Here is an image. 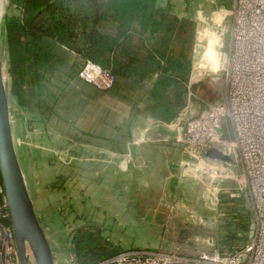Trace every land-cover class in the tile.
Wrapping results in <instances>:
<instances>
[{
	"label": "rangeland",
	"instance_id": "374dc122",
	"mask_svg": "<svg viewBox=\"0 0 264 264\" xmlns=\"http://www.w3.org/2000/svg\"><path fill=\"white\" fill-rule=\"evenodd\" d=\"M158 1V7L195 24L194 37L188 48L192 69L185 83V105L174 109L173 115L165 113L166 117L172 116L167 123L169 126L175 124L186 107L192 111V115L179 125L180 129L189 118L205 111L210 106L207 102L224 97L225 73L221 67L226 64L224 54L227 57L230 54V12L234 0ZM199 11H203L205 22L198 19ZM20 14V7L8 0L7 18ZM220 41L225 45L223 50L220 48L221 52ZM84 63L72 53L65 66L48 74L41 112L38 111L39 115L24 112L21 123V117L16 115L17 96L9 47L4 57L3 72L11 122L13 117L15 125V144L24 155V171L34 198L43 205L39 222L58 264H79L74 252L75 239L87 230L94 234V246L107 248L111 253L109 259L119 251L171 252L198 259L202 255L222 256L241 250L249 241L255 218L247 191H238L242 187L239 160L227 163L202 157L201 161H195L173 138L175 135L167 133L166 126L165 134L173 139L141 142L143 112L148 109L153 112V104L149 105L142 98L144 89L137 87L138 92L137 88L133 91L125 87L128 79L123 78H119L122 84L119 89L113 87L96 95L76 88L81 82L78 77ZM193 74L195 80L203 77L193 86L195 88L190 89ZM27 79L30 82L31 75ZM190 94L195 95V98L192 96L195 100L190 101ZM131 97L138 101L134 108H131ZM86 106L89 111L84 112ZM61 111L66 113L65 119H61ZM130 113H134L133 125ZM53 114L60 121H66V132L69 133L61 139L56 135L52 138V133L48 134L51 138L46 139L45 134L46 138H41L40 131L44 133L46 128L55 134L50 124ZM99 118L102 132L87 137L88 133L83 132L82 127H93L94 120L98 125ZM29 123L34 124L36 132H30ZM224 141V145L216 148L229 156L230 149L234 151L229 123L225 127ZM132 143L135 150L140 149L139 156H115L105 151L132 147ZM147 147L166 148L179 162L172 163L174 157L171 156V162L155 159L151 169L146 168L143 153ZM183 163L189 164V169ZM36 185L42 187L41 194H37ZM217 190H220L219 194H216ZM239 193L240 197L233 196Z\"/></svg>",
	"mask_w": 264,
	"mask_h": 264
},
{
	"label": "trees",
	"instance_id": "16d2710c",
	"mask_svg": "<svg viewBox=\"0 0 264 264\" xmlns=\"http://www.w3.org/2000/svg\"><path fill=\"white\" fill-rule=\"evenodd\" d=\"M13 2L21 14L8 19L7 37L14 94L21 105L36 99L41 106L47 75L65 66L73 53L110 70L117 80L141 88L150 84L152 110L160 118L184 107L192 69V20L158 7V0ZM93 236L91 230L77 235L79 264H98L112 256L107 248L94 246Z\"/></svg>",
	"mask_w": 264,
	"mask_h": 264
},
{
	"label": "built area",
	"instance_id": "2783aa9c",
	"mask_svg": "<svg viewBox=\"0 0 264 264\" xmlns=\"http://www.w3.org/2000/svg\"><path fill=\"white\" fill-rule=\"evenodd\" d=\"M230 16L223 102L189 118L180 127L177 141L188 156L201 161L203 150L225 144V127L231 125V145L242 167L240 192L247 191L255 218L249 241L241 250L222 256L192 259L171 252L121 251L98 264H264V0H234ZM79 78L100 91L111 90L117 82L110 70L91 61L84 63ZM188 115L192 114L186 107L180 117ZM233 196L240 197V193ZM0 264H21L2 182Z\"/></svg>",
	"mask_w": 264,
	"mask_h": 264
},
{
	"label": "water",
	"instance_id": "95a60500",
	"mask_svg": "<svg viewBox=\"0 0 264 264\" xmlns=\"http://www.w3.org/2000/svg\"><path fill=\"white\" fill-rule=\"evenodd\" d=\"M1 1L2 0H0V2ZM5 1V9L3 14L0 16V176L7 197L8 209L10 212L11 224L15 232V239L18 248L20 263L55 264L52 249L49 245L41 223L39 222V219L36 215L33 200L27 187L24 172L17 156L13 138L9 95L7 92L5 77L3 75L4 57L6 50H8V0ZM199 12L200 14L197 13V15H202L200 19L205 22L203 11ZM224 46L225 45L223 41L221 50H223ZM224 57L226 60V64L222 70L223 72L228 61L226 53L224 54ZM202 77L194 81L191 78L189 88L191 89L193 86H196V82H198ZM192 96L195 98L194 94H190V101L195 100L192 98ZM223 99L224 97L222 96L221 100L219 101L207 103L210 106H220L223 102ZM190 112L192 113L191 110ZM186 117L177 118L175 124L173 123L169 126H167V124H160L158 128H155L158 130L156 134L152 131L147 133L141 139V142H167L173 138L177 140L179 134V125L182 123V121L185 120ZM164 126L168 128L166 129L168 134L175 135L173 138L165 134ZM135 144L136 146L139 145V143ZM134 146L135 145L133 144L130 154L132 156H139L140 149L137 148L135 150ZM201 156L208 157L213 160L224 161L227 163H236L237 159L235 152L232 149H230V154L229 156H227L225 155L224 151L216 147L203 150ZM182 165L189 169V164L183 163ZM178 170H180V167H178ZM234 180L235 179H233V181ZM238 191H242V188L240 187ZM215 192L216 194H219L220 190H217Z\"/></svg>",
	"mask_w": 264,
	"mask_h": 264
},
{
	"label": "crops",
	"instance_id": "0c3cea01",
	"mask_svg": "<svg viewBox=\"0 0 264 264\" xmlns=\"http://www.w3.org/2000/svg\"><path fill=\"white\" fill-rule=\"evenodd\" d=\"M161 6V5H160ZM79 78V77H78ZM80 79V78H79ZM192 79H193V81L195 80V78H194V76H192ZM80 83H78V86H75L76 88H81V89H83L84 91H89L90 93H93V95L95 94H99V93H101L102 91H100V90H98L97 88H95L93 85H90V84H87V83H85L84 81H82L81 79H80ZM120 85H122L121 84V80H117V82H116V84H115V86L114 87H116V89H119V87H121ZM124 86V85H123ZM125 87H129V89H132L133 91L137 88V87H135L134 86V84L133 83H131V81H129V80H127V83L125 84ZM151 86H150V84L149 85H146L143 89H144V93H142L143 94V97L142 98H144V101H146L147 103H149V105H152L153 104V102H152V100H150L149 99V96H148V89L150 88ZM137 90H138V92H139V89L137 88ZM123 91V90H122ZM27 98V97H26ZM28 99H29V97H28ZM131 99V101H132V103H131V108H134V106L138 103V101L137 100H135V98L134 97H131L130 98ZM185 102V101H184ZM185 104V103H184ZM187 104V103H186ZM15 105H16V107L18 108L17 109V112H16V115L19 117H21L23 114H24V112H25V114L26 113H28V112H34L36 115H39V112L38 111H40V109H41V106L40 105H38V101L37 100H33L32 101V103H30V104H28V105H21L20 104V102H19V98L17 97V101L15 102ZM35 107V108H34ZM34 109H36V111H34ZM87 109H88V106H86L85 107V111L84 112H86L87 111ZM88 111H89V109H88ZM41 112V111H40ZM61 113V119H65L64 117H65V114H64V112L63 111H61L60 112ZM60 113H59V116H60ZM131 114V113H130ZM129 114V115H130ZM159 114H155V113H153V112H150L149 111V109L148 110H146V111H144L143 112V115H142V117H143V122H142V124H143V126L141 127V136H140V138L142 139L147 133H149V132H153V133H155L156 134V132L158 131L157 129H155V128H158L159 126H160V124H167L169 121H171L169 118H171L172 116L171 115H169V117H165V118H160L159 116H158ZM99 117H100V112H99ZM130 119H132L131 120V122H132V125H133V122H134V120H135V117H134V113H132L130 116ZM32 118V117H31ZM129 119V120H130ZM139 118H136V120H138ZM20 120H21V123H23V121H22V117L20 118ZM33 120H35L36 122H37V119H34L33 118ZM50 120H52L51 121V123L50 124H52V126H53V128L55 129V130H52V131H54L55 132V134H53V132H48L49 131V129L48 128H46V129H43L44 130V133L43 132H41L40 131V135H42L41 136V138H46V139H48V138H51V137H48V136H50V135H48V134H51L52 135V138H53V135H56L58 138H63L62 136L64 135V134H67V133H69V132H66V121H60L59 119H58V117L56 116V114H55V117H54V114H53V116H52V118L50 119ZM13 117H12V130H13V138H14V142L16 141V139H17V137H16V134H15V130H14V127L13 126H15L14 124H13ZM30 124V132L31 133H34V132H36V130L35 129H33L34 127H33V123H29ZM116 124V123H115ZM37 125V124H36ZM61 125V126H60ZM101 125H102V122H101V120H100V118H99V122H98V125H97V123H96V121L94 120V122H93V127L92 126H90L89 127V125H87V127H85V126H83L82 127V131L83 132H85L86 134L88 133V136L87 137H89V138H91V136L90 135H94V136H96V135H100V133L102 132L101 130H102V127H101ZM37 129L39 128V127H36ZM89 128H90V130H89ZM40 129V128H39ZM44 134H45V136H44ZM20 136H22V133H20ZM36 136H37V134H36ZM60 136V137H59ZM132 137L134 138L135 137V135L134 134H132ZM139 138V139H140ZM16 143V142H15ZM131 145H133V143L131 144ZM15 147H16V152H17V156H18V159H19V162H20V164H21V167H22V169H23V172H24V176H25V180H26V183H27V187H28V190H29V193H30V195H31V198H32V200H33V204H34V209H35V212H36V215H37V217L39 218V220L41 221V216H40V213H41V211H44L43 210V205L41 206L40 205V201H38L36 198H34V195H33V189L31 188V186H29V183H28V179H27V176H26V174H25V171H24V168H25V166H24V162H23V154L21 153V151H20V149H19V147H18V145L17 144H15ZM98 150L99 151H103V149L102 148H98ZM105 151L106 152H108V153H110V154H112V155H120V156H128V155H130V153H131V147H130V145L129 146H126V147H124V148H121L120 150H112V149H105ZM35 153H36V155H38V151H37V149L35 150ZM100 154H101V152H100ZM143 155L145 156V161L143 162V164L145 163V165L144 166H146V168H149V169H151V166L153 165V163H155L156 161L157 162H159V161H161V160H164L166 163L167 162H171V160H170V158L169 157H171V156H173L174 158H173V161H172V163L173 162H176V163H178L179 162V160H178V158H176L175 157V154L173 155L172 154V152L170 151V150H168V149H166V148H157V147H147V148H145L144 149V153H143ZM155 159H157L156 161H155ZM143 160V159H142ZM170 160V161H169ZM38 188V189H37ZM42 190V187L40 188V187H37V185H36V190H37V194H41L40 192H42L41 190ZM45 218H47V217H45ZM54 261H55V264H58V262H57V260H56V258H55V256H54Z\"/></svg>",
	"mask_w": 264,
	"mask_h": 264
},
{
	"label": "bare ground",
	"instance_id": "6f19581e",
	"mask_svg": "<svg viewBox=\"0 0 264 264\" xmlns=\"http://www.w3.org/2000/svg\"><path fill=\"white\" fill-rule=\"evenodd\" d=\"M5 4H6V1L5 0H2L1 2H0V16L3 14V12H4V9H5ZM222 41H220V44H219V52H221V50H220V48L222 47L221 46V43ZM216 67V66H215ZM223 69V65H222V67H221V70ZM200 70V69H199ZM220 70V71H221ZM201 71H203V70H201ZM219 71V72H220ZM214 73H216V72H214ZM218 73V72H217ZM3 75H4V72H3ZM193 76H194V74H193ZM4 77H5V75H4Z\"/></svg>",
	"mask_w": 264,
	"mask_h": 264
}]
</instances>
